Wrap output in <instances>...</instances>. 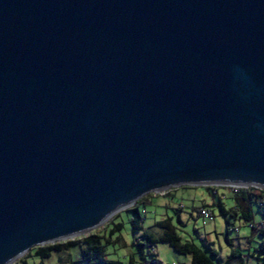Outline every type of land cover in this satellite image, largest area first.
Wrapping results in <instances>:
<instances>
[{
    "label": "water",
    "instance_id": "1",
    "mask_svg": "<svg viewBox=\"0 0 264 264\" xmlns=\"http://www.w3.org/2000/svg\"><path fill=\"white\" fill-rule=\"evenodd\" d=\"M178 185L264 189V0H0V264Z\"/></svg>",
    "mask_w": 264,
    "mask_h": 264
},
{
    "label": "rangeland",
    "instance_id": "2",
    "mask_svg": "<svg viewBox=\"0 0 264 264\" xmlns=\"http://www.w3.org/2000/svg\"><path fill=\"white\" fill-rule=\"evenodd\" d=\"M221 186H218V193L222 195V199L228 207L232 204L233 198L228 193L230 192L229 188ZM150 193L148 198L139 204V209L144 216L143 227L159 234L161 228L157 225V221L163 217H170L176 225L181 239L197 244L211 257L215 264H224L231 248L240 247L243 252H247L249 249L251 251L255 250V247L259 244L260 235L256 230L251 229L244 219L227 215L230 220L227 228L225 216L220 214L218 205L211 203L212 200H217V197L208 193L205 185H178ZM203 202H207L206 207L213 215V220L209 223H204L198 212V208ZM144 210H146V215L143 212ZM252 210L253 220L256 222L261 217V207L254 201ZM131 217V209L128 207L122 208L117 215L110 217L98 226L107 232L114 222H122L119 232L121 242L115 245L108 244L106 250L109 252V257L119 258L123 264H128L127 257L130 253H133L136 257V262L133 264H139V254L136 251V246L132 243ZM232 224H235L236 227H231ZM227 233L232 237L231 244L226 239ZM154 246L158 264H192L190 254L175 251L165 241H157ZM32 248L27 251L30 254H23L11 264H84L81 259V245L78 243L60 251H52L46 257L35 254ZM212 249L216 250L215 255L211 253ZM244 259L247 260L246 256H244ZM248 264H256V257L248 258Z\"/></svg>",
    "mask_w": 264,
    "mask_h": 264
},
{
    "label": "trees",
    "instance_id": "3",
    "mask_svg": "<svg viewBox=\"0 0 264 264\" xmlns=\"http://www.w3.org/2000/svg\"><path fill=\"white\" fill-rule=\"evenodd\" d=\"M220 185H205V188L217 197V200L211 202L218 205L220 214L225 216L226 226L230 220L227 215L234 218L244 219L248 222L251 229L256 230L260 235L259 244L252 250V256L256 257V264H264V190L258 191L253 186L242 187L237 191L230 192L233 198L232 204L228 207L218 193ZM223 187V186H221ZM151 193H147L138 198L128 208L132 211L130 225L132 231V243L136 246V251L139 254V264H158V258L154 243L157 241L167 242L175 251L184 254H190L192 264H215L211 257L197 244L191 241H183L180 234L177 232L176 225L170 217H163L157 221V225L161 228L159 234H155L149 228L143 227L142 221L144 216L139 209V204L146 200ZM256 202L261 207V217L258 221H254L252 210L253 202ZM204 206L208 205L203 202ZM180 208V206H178ZM199 209V208H198ZM146 215V210L143 211ZM115 213L113 216L117 215ZM122 222H114L113 225L105 232L102 227H97L91 232L53 243L34 246L32 249L35 254L42 257L49 256L52 251H60L68 246L78 243L81 245V259L84 264H123L119 258L109 257V252L106 250L108 244H117L121 242L120 229ZM231 227L235 228V224ZM227 241L231 244L232 237L226 234ZM212 254H216V250H211ZM30 254V252L25 253ZM24 255V256H25ZM243 252L239 248H231L228 258L224 264H240ZM22 259V258H21ZM128 264L136 262V257L130 253L127 257Z\"/></svg>",
    "mask_w": 264,
    "mask_h": 264
},
{
    "label": "built area",
    "instance_id": "4",
    "mask_svg": "<svg viewBox=\"0 0 264 264\" xmlns=\"http://www.w3.org/2000/svg\"><path fill=\"white\" fill-rule=\"evenodd\" d=\"M222 186L223 187L225 186V188L228 187L230 192L237 191L239 188H242V187H250V185L249 186L222 185ZM253 187L256 188L260 192L262 190H264L263 188H260V187H255V186H253ZM198 212L202 216L204 223H209L211 220H213V215H212V213L210 212V210L206 206L201 205L199 207V209H198Z\"/></svg>",
    "mask_w": 264,
    "mask_h": 264
},
{
    "label": "crops",
    "instance_id": "5",
    "mask_svg": "<svg viewBox=\"0 0 264 264\" xmlns=\"http://www.w3.org/2000/svg\"><path fill=\"white\" fill-rule=\"evenodd\" d=\"M208 191V190H207ZM208 193H210V191H208ZM230 193V192H228ZM211 194V193H210ZM220 194V193H219ZM231 194V193H230ZM221 195V194H220ZM225 195V194H224ZM222 196V195H221ZM215 200H212V202ZM207 203V202H206ZM243 252V251H242ZM252 251L249 249L247 252H243L242 258L240 259L239 263L240 264H248V258L252 257ZM244 256H246L247 260L244 259Z\"/></svg>",
    "mask_w": 264,
    "mask_h": 264
}]
</instances>
